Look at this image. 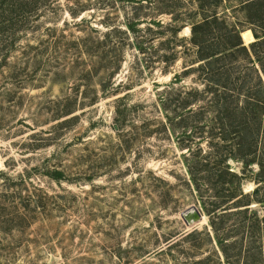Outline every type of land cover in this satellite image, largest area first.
Segmentation results:
<instances>
[{"label":"rangeland","instance_id":"obj_1","mask_svg":"<svg viewBox=\"0 0 264 264\" xmlns=\"http://www.w3.org/2000/svg\"><path fill=\"white\" fill-rule=\"evenodd\" d=\"M247 1L211 7L249 47L264 0L251 23ZM197 5L0 0V264H264V184L261 201L239 198L258 166L202 92L189 22L172 21L198 20ZM229 67L254 89L252 53ZM205 160L197 191L190 172ZM226 166L239 178L216 177ZM211 181L227 212L215 228L201 204ZM192 205L205 221H185Z\"/></svg>","mask_w":264,"mask_h":264},{"label":"trees","instance_id":"obj_2","mask_svg":"<svg viewBox=\"0 0 264 264\" xmlns=\"http://www.w3.org/2000/svg\"><path fill=\"white\" fill-rule=\"evenodd\" d=\"M198 2L196 11L199 13V19L196 20L195 16L187 13L186 16L183 13H176L172 21H179L183 18L189 22L190 25V37L189 41L194 46L196 52V59L200 60V64L197 66L200 74L205 79V89L202 91L204 94L209 95V99L212 103L220 108V118H227L230 121L231 131L233 137H235V154L243 159L244 164L254 162L258 166V170L255 173L254 181L258 184L252 192L243 193L240 189L239 198L246 199V203L242 205H248L250 197H255L259 200L256 194L262 188L264 184V139L258 140L260 134L264 135V62L262 61V46L264 43V31L259 33L256 29L250 26H245L250 29L255 41L251 42L247 47L239 35V29L236 26L225 27L223 20H219V17L215 11V8L211 7V2H217V0H196ZM256 3V0H248L241 6L247 9V22L263 18V15L257 14L252 10V6ZM172 10H174L175 2H171ZM196 12V13H197ZM192 16V17H191ZM258 18V19H257ZM162 24V23H161ZM169 27L175 28L176 26L167 23ZM241 26L242 29L245 28ZM132 29V27H131ZM264 30V27H263ZM260 46V49H259ZM244 52L247 55L252 53L259 65L261 71L256 69L257 81L253 88L247 87L241 88L238 84V77H233L229 71V64L238 57L239 53ZM243 98V102L239 103V99ZM226 120V119H225ZM210 161L205 160L195 165L197 172H190L191 181L195 184V189L200 191L201 188L198 185V171L203 167H206ZM214 172H211V176ZM230 177L239 178V176L228 169V167L222 168L218 171L216 177ZM208 187L209 194L205 199L201 198L202 209L209 215V222L213 228L216 218L222 214L227 213L220 211L225 207V201L219 191L223 187H219L218 183H212ZM243 202V201H242ZM239 201H235L236 207ZM247 208H244L246 210ZM226 210V208L224 209ZM196 231V230H194ZM193 231V232H194Z\"/></svg>","mask_w":264,"mask_h":264},{"label":"water","instance_id":"obj_3","mask_svg":"<svg viewBox=\"0 0 264 264\" xmlns=\"http://www.w3.org/2000/svg\"><path fill=\"white\" fill-rule=\"evenodd\" d=\"M240 36H241V33H240ZM114 128L117 129V125H114ZM191 209H193L195 211V216H192V218H194L196 220H199L201 218V215H200L199 211L197 210L196 206L192 205ZM183 217H184L185 221L188 220L187 217L184 214H183Z\"/></svg>","mask_w":264,"mask_h":264},{"label":"bare ground","instance_id":"obj_4","mask_svg":"<svg viewBox=\"0 0 264 264\" xmlns=\"http://www.w3.org/2000/svg\"><path fill=\"white\" fill-rule=\"evenodd\" d=\"M243 37V36H242ZM184 215L189 219L192 216H195V211L193 209L188 210L187 212L184 213ZM200 220L205 221V217L203 216ZM200 225V224H199Z\"/></svg>","mask_w":264,"mask_h":264}]
</instances>
